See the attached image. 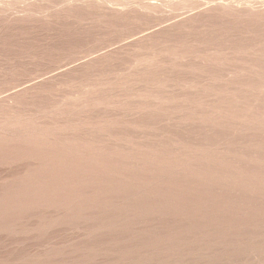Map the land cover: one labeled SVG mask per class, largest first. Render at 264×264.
<instances>
[{
    "label": "rangeland",
    "instance_id": "374dc122",
    "mask_svg": "<svg viewBox=\"0 0 264 264\" xmlns=\"http://www.w3.org/2000/svg\"><path fill=\"white\" fill-rule=\"evenodd\" d=\"M0 264H264V0H0Z\"/></svg>",
    "mask_w": 264,
    "mask_h": 264
}]
</instances>
